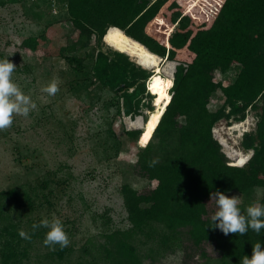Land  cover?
<instances>
[{
    "label": "trees",
    "instance_id": "obj_1",
    "mask_svg": "<svg viewBox=\"0 0 264 264\" xmlns=\"http://www.w3.org/2000/svg\"><path fill=\"white\" fill-rule=\"evenodd\" d=\"M192 3L191 0H66L74 27L117 51L112 56L98 51L92 74L104 89L120 93L124 116H141V108L146 104L143 99L148 97L151 103L154 98L146 90L153 72L148 73L128 56L138 62L136 52L147 49L162 62L177 63L165 111L153 114V107L146 104L149 117L143 123L145 130L139 139V142L147 140L150 135L145 145L153 136L163 142L175 133L174 153L167 161L153 162L147 156L151 144L138 157L135 175L156 181L157 186L141 191L127 184L121 186L131 227L103 236L104 243L98 247L105 264H143L147 258L154 261L150 257L153 250L141 256L131 241L136 236L152 235L157 228L161 231L155 235L162 248H158L159 254L179 250L180 264H187L192 253L204 244L213 245L218 259L231 264H241L244 255L250 257L258 240L264 246V230L259 236L251 229L243 236L238 233L225 236L212 227L209 206L216 208L214 202L208 203L210 192L226 195L238 192L247 196L261 189L259 203L264 204V0ZM38 47L35 38L21 43V48L32 52ZM232 65L240 70L231 85L222 86L214 81L215 73H224ZM216 91L221 92L224 102L210 112L209 100ZM247 109L260 112L256 114L255 130L245 133L240 143L243 150L252 151V157L242 167L230 166L211 130L222 119L243 122ZM139 133L127 131L126 135L136 138ZM15 194L19 195L13 189L0 192V264H22L28 250L23 243L41 239L39 230L30 234V240L18 235L22 228L12 221L6 208L13 199L14 207L19 206L27 214L33 204L29 196H22L25 200H21L13 198ZM60 248L58 245L43 260L55 264L54 259L62 257L58 256L63 251Z\"/></svg>",
    "mask_w": 264,
    "mask_h": 264
},
{
    "label": "rangeland",
    "instance_id": "obj_2",
    "mask_svg": "<svg viewBox=\"0 0 264 264\" xmlns=\"http://www.w3.org/2000/svg\"><path fill=\"white\" fill-rule=\"evenodd\" d=\"M191 1L193 5L198 2ZM27 38L37 39V51L21 48ZM98 51L111 56L117 52L74 27L66 0H0V60L8 59L16 66L12 81L36 104V109L26 117L14 115L12 125L0 130V192L13 189L19 193L13 198L30 197L33 206L27 214L19 206L14 207L13 199L6 208L12 221L19 223L21 230L29 235L34 232L32 225L43 219L61 221L70 243L60 248L63 251L58 256L62 257L55 258V264H105L98 247L104 243L103 236L131 227L121 186L127 184L139 191L157 186L156 181L135 175L138 157L152 144L148 158L159 163L167 161L177 143L175 133L163 142L153 136L143 145L150 135L139 142L141 131L145 130L143 123L149 117L146 104L153 107V114L160 113L155 107L156 97L151 103L148 97L143 99L142 103L146 104L141 108V116H124L120 93L104 89L92 74ZM128 59L152 74L146 66L129 56ZM168 65L160 63L164 79L169 72ZM176 65L174 62V70ZM239 70L237 65H232L224 73H215L214 81L222 86L231 85ZM54 80L59 91L48 96L41 88ZM171 88L172 84L167 89L169 95ZM223 102L221 92L216 91L210 97L209 111H216ZM257 113L260 112L247 109L243 122L222 119L213 126L212 138L228 165L232 166L238 156L248 159L246 163L251 159L252 151L243 150L240 143L245 133L255 130ZM127 131L140 133L136 138H129ZM233 194L239 195L238 207L245 213L248 206L260 202L263 190L255 189L247 196L238 192L227 195ZM211 205L213 215L215 209ZM36 230L41 231V239L23 243L28 250L22 264H48L49 260H43V256L58 249V245L54 246L55 250L44 245L48 229ZM159 232L157 228L150 237L136 236L131 241L141 256L153 250L150 257L155 260L147 258L143 264H180L179 250L159 254L158 248H162L155 238ZM187 264L231 263L222 262L213 245L204 244L192 253Z\"/></svg>",
    "mask_w": 264,
    "mask_h": 264
},
{
    "label": "clouds",
    "instance_id": "obj_3",
    "mask_svg": "<svg viewBox=\"0 0 264 264\" xmlns=\"http://www.w3.org/2000/svg\"><path fill=\"white\" fill-rule=\"evenodd\" d=\"M15 69L16 66L8 59L0 60V130H5L12 125L14 115L26 117L31 110L36 109V104L30 96L25 95L12 81V73ZM41 91L48 96H53L59 91L58 84L54 80L42 87ZM245 162L241 160V166ZM213 202L216 210L211 217L212 227L219 229L225 236L237 233L243 236L249 229L259 236L264 230V204L254 203L242 214L238 207L241 203L239 195L233 194L229 197L220 191L209 193L208 203ZM38 228L48 229L43 241L45 246L55 250V245L61 248L69 245V238L58 218L43 219L39 224L32 225L33 231ZM18 235L24 240L31 239L24 230H20ZM241 264H264V246L259 240L252 246L251 256L244 255Z\"/></svg>",
    "mask_w": 264,
    "mask_h": 264
},
{
    "label": "bare ground",
    "instance_id": "obj_4",
    "mask_svg": "<svg viewBox=\"0 0 264 264\" xmlns=\"http://www.w3.org/2000/svg\"><path fill=\"white\" fill-rule=\"evenodd\" d=\"M136 58H137L138 62H140L141 64H143L145 66L150 67L151 71H153L154 74H153V76L150 77V79L148 81V89H149L148 91H150L151 94L154 95V97H156L155 107L157 108V110L160 112L165 111V108H166V106L170 100V95L167 93V89L172 84V76H173V72H174V67H173L174 62L164 61L165 64L170 65L167 78L164 79L161 76L160 63L162 61L159 57L150 53L147 49H139L136 52ZM239 123H241V122H239ZM235 126H236V124H235ZM230 158H232V157H230ZM241 160L247 161L248 159L246 160L244 157L238 156L235 159H233L231 165L236 166V167H241V164H240ZM245 164H246V162L242 166H244Z\"/></svg>",
    "mask_w": 264,
    "mask_h": 264
}]
</instances>
